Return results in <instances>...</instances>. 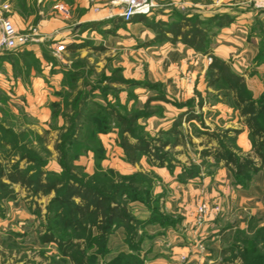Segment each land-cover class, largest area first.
Segmentation results:
<instances>
[{
    "label": "rangeland",
    "instance_id": "374dc122",
    "mask_svg": "<svg viewBox=\"0 0 264 264\" xmlns=\"http://www.w3.org/2000/svg\"><path fill=\"white\" fill-rule=\"evenodd\" d=\"M173 1L156 0L150 19L176 11L178 6L170 5ZM186 1L191 4L181 12L203 18L227 12L233 17L230 25H212L211 46L244 77V90L235 92L223 80L212 84L209 55L196 74L190 67L183 72L169 64L159 67L152 48L135 34L133 23L122 22L116 0H90L76 12L99 13L106 7L109 13L93 33L74 36L71 42L54 36L42 39L38 53L17 48L0 55V180L10 183L6 173L18 163L29 176L41 172L58 187L76 179L100 188L126 206L134 228L128 232L117 222L110 237L122 229L123 249L136 253L146 236V223L152 218L173 220L158 191L164 174L192 177L203 170H218L225 163L218 157L222 144L239 157L253 159L258 171L264 172L256 153L258 139L245 122L238 97L241 92L264 104V0ZM65 6L67 13L57 10L69 19L74 9ZM9 7L0 5V16L11 18ZM39 39L35 35L27 44ZM71 43L83 46L70 51ZM261 121L264 126V117ZM124 127L132 131L124 133ZM123 133L146 141L148 148L136 163L128 162L121 147ZM256 173H248L241 183L235 179L236 184H253ZM12 187L18 196L0 200V264H79L82 250L90 263H117L128 255L109 243L104 250L91 221L85 230L67 227L66 210L54 200L55 190L34 196L20 184ZM250 222L249 233L237 230L228 238L232 260L222 264H234L238 257L241 264H248L245 259L264 256V221ZM48 232L59 240L74 241V247L64 255L57 242L42 241Z\"/></svg>",
    "mask_w": 264,
    "mask_h": 264
},
{
    "label": "crops",
    "instance_id": "0c3cea01",
    "mask_svg": "<svg viewBox=\"0 0 264 264\" xmlns=\"http://www.w3.org/2000/svg\"><path fill=\"white\" fill-rule=\"evenodd\" d=\"M2 4L10 6L9 15L20 32L34 33L40 37V41H33L19 47L20 51L28 49L38 53L44 46L43 41L53 36L63 39L64 42H71L69 39L74 36H84L89 31L93 33L99 21L109 17L106 7L100 8L99 13L94 10L76 12L77 8L88 6L90 0H0V5ZM62 4L73 7L74 12L71 18H65L58 13L57 7ZM189 4L191 3L186 0H174L170 5L178 6L175 7L176 11L160 12L156 19L151 20L153 10L150 15L146 16V19L130 23L134 25L135 34H140L142 42L148 43L145 45L152 48L151 52L157 58L156 65L160 67L169 64V68L176 72H183L190 67V72L196 74L202 70V61L205 62L204 59L208 55L196 52L182 42L153 41L156 33L146 23L159 20L175 21L179 14L185 13L180 9ZM206 137L213 140L210 136ZM182 144L185 143L182 142ZM221 162L225 160L221 159ZM223 165L218 170L207 172L203 170L192 177H182L180 172L164 175L161 173L164 183L158 191L163 193L164 208L172 214L173 220L163 222L155 219V221L146 223L144 230L146 236L140 240L138 249L141 262L132 264H222L231 262L232 258L230 259L228 253L230 243L228 238L237 230L244 231L245 229L249 233L251 220L264 221V172L263 170L258 171L253 178L254 183L244 187L236 184L232 169L225 163ZM202 201L219 204L221 212L208 216L205 222L198 226L195 221L197 206ZM123 235V230L118 229L109 237L108 243L113 249L126 248ZM147 236L151 239L148 240ZM239 247L241 248V244ZM123 250L128 255L136 254L132 248ZM233 260L234 264L242 263L240 257Z\"/></svg>",
    "mask_w": 264,
    "mask_h": 264
},
{
    "label": "trees",
    "instance_id": "16d2710c",
    "mask_svg": "<svg viewBox=\"0 0 264 264\" xmlns=\"http://www.w3.org/2000/svg\"><path fill=\"white\" fill-rule=\"evenodd\" d=\"M139 19H146L145 15H137L133 21ZM233 17L227 12L216 13L205 18L200 15L181 13L175 21H147V25L151 27L156 36L153 41L169 40L173 43L182 42L196 52L209 55L212 60L209 64L208 77H212L211 83L223 80L228 87L238 92L246 88V82L242 75L232 71L230 63L216 56L213 53L211 46L212 25L217 27H224L233 22ZM83 45L71 43L68 50L75 51ZM239 103L242 106L241 113L245 116V122L249 126L250 132L253 137L257 138L256 153L261 158V164L264 165V126L261 124V119L264 117V104H257L255 101L245 97L243 93L238 94ZM120 117V116H119ZM123 119L120 117V120ZM185 119H190L186 117ZM133 122L136 116L131 119ZM182 123V120L176 121L174 131H178L177 127ZM132 131L130 127H124V133ZM121 137V147L127 157L128 162L136 163L140 158L141 151H146V141L143 138H136L132 134H124ZM136 139V141L133 140ZM177 141L176 143H178ZM169 141H164L163 144H169ZM220 147L218 157L225 160L226 165L232 169L234 175L239 183L250 172H257L260 167L253 159L248 157H239L231 150L222 144ZM261 165V166H262ZM6 177L10 183L0 180V200L14 199L18 196V192L12 187L13 184H20L21 187L26 188L32 195L39 196L41 194H48L51 191H56L54 200L57 201L62 208L66 210L63 217V222L67 227L76 230H85L90 223L97 226L98 234L97 239L100 246L107 250L108 241L111 231L117 224L121 222L128 232L134 230L131 225V218L129 216L126 206L117 202L113 196L107 194L100 188L81 182L76 179H71L58 187V183L51 179L43 177V173L36 176H29L18 163L14 164L11 169L6 173ZM2 209L0 208V216ZM153 219V218H152ZM151 219V221H153ZM164 221V220H160ZM133 232V231H132ZM42 241L58 243L64 255L74 247V241L59 240L54 234L48 232L42 236ZM81 258H77L79 264H132L141 262V257L138 251L135 255H127L122 260L116 262H100L96 261L90 263L87 261V255L84 250L81 251ZM247 258V257H245ZM248 264H264V256L254 257L250 260L245 259Z\"/></svg>",
    "mask_w": 264,
    "mask_h": 264
},
{
    "label": "built area",
    "instance_id": "2783aa9c",
    "mask_svg": "<svg viewBox=\"0 0 264 264\" xmlns=\"http://www.w3.org/2000/svg\"><path fill=\"white\" fill-rule=\"evenodd\" d=\"M117 4L121 6V17L125 23H130L137 15H150L156 7V0H116ZM5 8L8 4H4ZM62 12L67 13L68 9L65 5H59ZM34 33H19L9 17L0 16V55L11 50L25 46ZM212 58L209 57V61ZM221 209L219 204H210L202 201L197 206L196 224L202 225L208 216L218 213Z\"/></svg>",
    "mask_w": 264,
    "mask_h": 264
}]
</instances>
